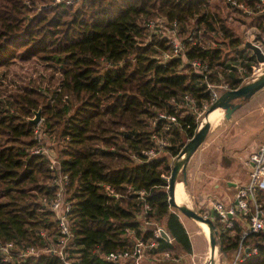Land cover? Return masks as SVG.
Instances as JSON below:
<instances>
[{
	"label": "trees",
	"instance_id": "16d2710c",
	"mask_svg": "<svg viewBox=\"0 0 264 264\" xmlns=\"http://www.w3.org/2000/svg\"><path fill=\"white\" fill-rule=\"evenodd\" d=\"M225 1L77 0L65 5L0 0V80L18 61L52 70L46 92L39 85L13 89L0 83L2 241L17 249L48 247L41 230L55 241L56 223L42 200L52 198L58 187L49 157L32 153L38 145L49 146L36 139L37 125L29 122L40 109L38 127L55 142L50 147L69 177L71 264H131L106 256L132 248L137 239L149 241L153 224L170 240L157 239L156 248L145 250L147 264H182L171 254H189L192 245L181 213L168 202L172 163L198 129L203 105L211 106L207 84L238 88L256 62L243 48L230 14L234 11L233 21L256 24L264 32L263 15L248 16ZM238 2L255 9L260 0ZM157 16L177 24L184 44L178 56L169 53L166 36L150 37L146 22ZM209 40L216 46L198 45ZM165 53L170 58L164 61ZM192 60L206 65L207 72L194 70ZM160 112L175 115L177 122L168 129L163 119L151 126ZM154 133L167 144L158 148ZM152 147L157 155L147 159L143 151ZM257 197L264 207V190L258 189ZM213 220L219 252H233L247 217L238 216L232 228H225L215 212ZM245 244L256 246L258 253L241 264H264V231L250 234ZM0 264L64 263L47 252L7 262L0 258Z\"/></svg>",
	"mask_w": 264,
	"mask_h": 264
},
{
	"label": "built area",
	"instance_id": "2783aa9c",
	"mask_svg": "<svg viewBox=\"0 0 264 264\" xmlns=\"http://www.w3.org/2000/svg\"><path fill=\"white\" fill-rule=\"evenodd\" d=\"M76 1L77 0H55V3L73 5ZM225 2L230 4V6L241 10L248 16H264V0H260V2L255 5V9L249 7L245 3L238 2V0H226ZM231 14L232 16H229V18L233 19V15H235L234 11ZM234 21L242 27L240 34L243 39V44L245 42L251 43L253 46L257 47L260 53L264 56V32L262 29L256 24L251 25L243 23L236 17ZM146 27L150 33V37H167L169 53H171L172 56H178L183 52L184 44L179 40V33L177 24L175 22L169 25L165 17L157 16L155 18L149 19L146 22ZM198 45L202 47L216 46V43L209 40L206 43L200 41L198 42ZM248 51L250 52L248 54L249 57L257 60L256 55L252 52V50L248 49ZM169 53H165L163 55L164 61L170 58ZM190 65L196 71L207 72V66L202 65L197 60L190 61ZM251 69L252 73L256 71V68L253 65L251 66ZM206 91L209 94L210 104H212L217 100L219 94L212 84H207ZM185 99L188 102L193 103V100L188 96H185ZM203 109L206 111L208 109V105H203ZM161 119L167 121V124L163 126L164 129H168L170 124L177 122V117L175 115H168L166 113L160 112L158 113V116H155L151 119V126H156L158 121ZM38 125L34 129V135L36 139L41 142V144H43L47 134L46 132L41 131ZM152 138L156 140L158 148H161L167 144L166 139L159 137L156 135V133L152 135ZM52 152L54 151L50 146L45 147L43 145H38L32 150V153L34 154H44L49 157V168L52 170L54 176L53 183L58 187L52 198L48 199L44 197L42 200L44 204L43 209H48L53 214V220L56 223L55 241L54 243L50 241V236L45 230H41L39 232L41 239L49 241L48 247L44 248L29 246L25 247L24 249H17L13 242L2 241L0 239V258L3 262L9 261L14 256L24 258L27 256H36L40 253L47 252L54 254L64 264H71L73 261L72 250L75 248V243L73 242L72 233L67 221V213L70 209V201L66 200V186L69 184V177L67 174L62 172L59 162L57 158L52 155ZM143 154L147 159H151L157 155V151L154 147H152L149 150L143 151ZM245 163L249 168L248 179L245 184L237 188L234 196V202L227 207L219 201H212L211 203L212 210L217 214L218 220L224 225L225 228H232L234 224L233 221L234 219L238 218V216L247 217V222L240 234V240L238 242L237 248L230 256L232 262H229L228 264H241L258 253L256 246L252 244H245V239L252 233L264 231V207L257 197V190H264V139L260 142L257 150L249 155ZM110 192L113 193L112 190H110ZM144 194L145 191L139 192L140 196H143ZM145 208L147 209L148 206L145 205ZM161 230L164 229L157 224H153L152 238L149 241L146 242L137 239L133 247L130 249L108 253L106 256L107 260L116 263L131 261L133 264H138L145 250L148 248H156L158 244L157 239H163ZM163 257L168 258L169 253H163ZM173 260L175 259L173 258Z\"/></svg>",
	"mask_w": 264,
	"mask_h": 264
},
{
	"label": "rangeland",
	"instance_id": "374dc122",
	"mask_svg": "<svg viewBox=\"0 0 264 264\" xmlns=\"http://www.w3.org/2000/svg\"><path fill=\"white\" fill-rule=\"evenodd\" d=\"M230 16H232V14H230ZM229 21L233 24V26H236L235 28L237 29V32L239 33V35H241L240 31L242 30V27L230 18ZM179 40H182L180 35ZM249 53L250 52L247 50V54ZM252 65L255 66L256 71L252 73L251 69L249 74H247V76L243 79L241 85L251 82L264 72V62L259 64L256 61ZM2 70L4 71V69ZM51 71L52 70H50V68H48L46 65H42L38 62L29 63L18 61L16 65L11 66L5 71L6 76H2L0 80V83L2 84L1 87L4 88L7 86H11L13 89H21L25 85H39V87L37 88L43 90V92H46L45 89L49 82L52 80V77L50 76ZM214 88L218 93H221V89H224V92L226 90H229L226 84L214 85ZM234 103L239 104V107L234 110V112L229 116V118H225V116L223 115V118L220 120V122L210 125L209 134L206 136L205 140L201 144V149L196 154L195 163L190 166V169L188 171L186 170V184L188 185L186 186L181 183L182 187L186 190L188 194L187 202L190 205L191 202H193V205H191V207L196 212L198 211L194 207V200L192 201L193 194L191 192L190 186L192 185L193 180L198 181L199 183L202 182L200 178H197L199 167L201 166L199 164L203 162L202 165H209L211 163V165L215 168L216 166H214V163H218L220 161L218 156L222 153L225 158H228L226 160H221L222 165H230L229 163H232L234 153H239L240 151H243L245 143L252 138L256 139L257 137H259V135H261L264 130V112H260L261 107H264V88L256 92L253 97H250L247 100H235ZM198 117L200 118V125L204 124L205 112L203 111L202 113H199ZM235 119H239L238 126L233 125V121ZM47 136L45 137V142H47V145L51 147L54 146L55 142L47 140ZM262 136H264V132L261 137ZM52 155L56 157L55 152H52ZM195 178H197V180ZM178 181H182L181 174L179 175ZM198 213H200L201 215L208 216L205 212ZM179 217L181 218V222L185 226L190 237L192 250L189 254L172 253L171 256L175 259V261L182 262V264H210L209 253L211 248L209 245V239L207 234L203 231L202 227H200L197 222L185 217L182 214H179ZM230 254L231 253H228L226 255L221 254L219 252L218 245L216 242V254L213 257L214 264H228L229 262H232ZM148 261L149 259L147 255L143 254L138 264H147Z\"/></svg>",
	"mask_w": 264,
	"mask_h": 264
},
{
	"label": "water",
	"instance_id": "95a60500",
	"mask_svg": "<svg viewBox=\"0 0 264 264\" xmlns=\"http://www.w3.org/2000/svg\"><path fill=\"white\" fill-rule=\"evenodd\" d=\"M244 49H250L256 55L257 62L263 63L264 56L260 53L259 49L253 46L249 42H245L243 44ZM264 88V72L259 75L256 79L243 84L235 89H229L223 92L216 101H214L211 106L205 111V117L220 104H224L226 106L225 110V118H229V116L239 107V104L234 103L235 100H247L252 97L256 92L260 91ZM41 121V110L38 109L34 112V116L29 118V122L33 125H38ZM210 131V123L206 122L201 124L198 129L196 130L195 134L184 144L182 149L179 151L177 156L174 158L171 167V173L168 178V202L172 208H175L178 212H180L185 217L197 222V223H204L208 227V239L210 245V264H214V251L216 248V234L217 231L215 230L214 225V211L211 209L209 216L201 215L200 213L193 210L191 206H187L184 204H178L174 197L175 191V184L181 174V180L183 181L184 185L187 182V173L186 167L187 163L189 162L191 156L194 152L198 149V147L203 143L205 140L208 132ZM162 238L166 241L170 240L169 235L166 231L161 230Z\"/></svg>",
	"mask_w": 264,
	"mask_h": 264
},
{
	"label": "crops",
	"instance_id": "0c3cea01",
	"mask_svg": "<svg viewBox=\"0 0 264 264\" xmlns=\"http://www.w3.org/2000/svg\"><path fill=\"white\" fill-rule=\"evenodd\" d=\"M260 112H264V107H261ZM238 124L239 119H235L233 121V125L238 126ZM261 135H259V137L256 139L252 138L247 141L244 145L243 151L234 153L232 163H229L230 165L228 166H224L221 163V160L228 159L225 158L222 153L218 156L220 161L218 163H214V166H216L215 168L211 165V163L209 165H202L203 162L201 161L202 163L199 164L201 166L199 167L197 178H200L202 182L199 183L198 181L193 180L192 185L190 186L191 192L193 194L192 201H195V208L198 210L206 209L210 213V210L212 209V201H219L226 207L234 202V196L237 188L245 184L248 179L249 168L245 162L249 155L257 150L260 142L264 139V136L261 137ZM201 146L202 145L198 147L187 163V171L190 169V166L195 163L196 154L201 149ZM197 178L195 179L197 180ZM185 185L187 186L188 184ZM192 203L193 202H191V205H193ZM187 205L191 206L190 204ZM232 254L233 252H231L230 256Z\"/></svg>",
	"mask_w": 264,
	"mask_h": 264
},
{
	"label": "bare ground",
	"instance_id": "6f19581e",
	"mask_svg": "<svg viewBox=\"0 0 264 264\" xmlns=\"http://www.w3.org/2000/svg\"><path fill=\"white\" fill-rule=\"evenodd\" d=\"M224 110H226V106L224 104H220L217 107H215L213 110L208 112V114L206 115V117L204 119L205 123L208 122L211 125V124H215V123L220 122V120L223 118ZM181 183H183V181H178V180L176 181L174 197H175V200H176V202L178 204L187 205V204H189L187 202L188 194H187L186 190L182 187ZM198 225L200 227H202L203 231L208 236V227L204 223H198ZM215 254H216V248H215V251H214V255Z\"/></svg>",
	"mask_w": 264,
	"mask_h": 264
}]
</instances>
